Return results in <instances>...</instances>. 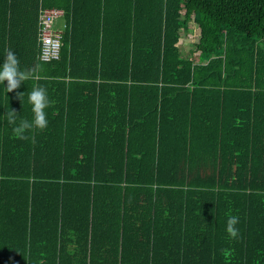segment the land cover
<instances>
[{"label": "trees", "instance_id": "1", "mask_svg": "<svg viewBox=\"0 0 264 264\" xmlns=\"http://www.w3.org/2000/svg\"><path fill=\"white\" fill-rule=\"evenodd\" d=\"M9 50L32 76L0 84V264H264V0H0Z\"/></svg>", "mask_w": 264, "mask_h": 264}, {"label": "clouds", "instance_id": "2", "mask_svg": "<svg viewBox=\"0 0 264 264\" xmlns=\"http://www.w3.org/2000/svg\"><path fill=\"white\" fill-rule=\"evenodd\" d=\"M31 76L30 72L21 70L20 61L15 51L9 50L3 62H0V84L3 85L4 94L8 96L7 93L20 88L21 84H24V81L30 79ZM5 80L7 81L6 85L4 84ZM28 100L32 106L33 119L31 121L25 119L22 122L23 126L26 129L32 127L46 128L49 121L45 109L51 103L47 89L40 86L34 87L28 94ZM12 113L14 118L16 112L12 110ZM237 220L238 218L234 216L229 218L228 229L233 236L236 234L234 225L237 223Z\"/></svg>", "mask_w": 264, "mask_h": 264}, {"label": "built area", "instance_id": "3", "mask_svg": "<svg viewBox=\"0 0 264 264\" xmlns=\"http://www.w3.org/2000/svg\"><path fill=\"white\" fill-rule=\"evenodd\" d=\"M62 14L59 9H41L39 11V54L41 61L59 59L61 30L55 27L57 18Z\"/></svg>", "mask_w": 264, "mask_h": 264}, {"label": "rangeland", "instance_id": "4", "mask_svg": "<svg viewBox=\"0 0 264 264\" xmlns=\"http://www.w3.org/2000/svg\"><path fill=\"white\" fill-rule=\"evenodd\" d=\"M58 23L61 19H57ZM199 37V28L193 20H189L184 29H180V38L178 46L180 54L183 57H190L192 54H197L195 50V42ZM196 52V53H195ZM196 57L201 60L202 56L197 54Z\"/></svg>", "mask_w": 264, "mask_h": 264}]
</instances>
